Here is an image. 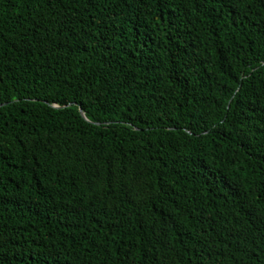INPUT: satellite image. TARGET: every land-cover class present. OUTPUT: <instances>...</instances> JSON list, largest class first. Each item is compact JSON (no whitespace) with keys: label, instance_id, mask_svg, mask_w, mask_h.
<instances>
[{"label":"trees","instance_id":"16d2710c","mask_svg":"<svg viewBox=\"0 0 264 264\" xmlns=\"http://www.w3.org/2000/svg\"><path fill=\"white\" fill-rule=\"evenodd\" d=\"M0 104V264H264V0H0Z\"/></svg>","mask_w":264,"mask_h":264},{"label":"water","instance_id":"95a60500","mask_svg":"<svg viewBox=\"0 0 264 264\" xmlns=\"http://www.w3.org/2000/svg\"><path fill=\"white\" fill-rule=\"evenodd\" d=\"M2 105H4V104H0V106H2ZM80 112H81V114L83 115V117H85V118H86V116H85V114H84V112H83V110H82V109H80Z\"/></svg>","mask_w":264,"mask_h":264}]
</instances>
